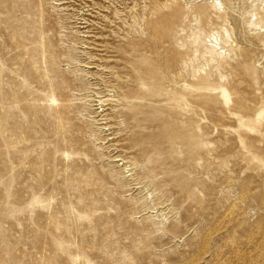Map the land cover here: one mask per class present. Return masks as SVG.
<instances>
[{"label":"rangeland","instance_id":"374dc122","mask_svg":"<svg viewBox=\"0 0 264 264\" xmlns=\"http://www.w3.org/2000/svg\"><path fill=\"white\" fill-rule=\"evenodd\" d=\"M0 264H264V0H0Z\"/></svg>","mask_w":264,"mask_h":264},{"label":"bare ground","instance_id":"6f19581e","mask_svg":"<svg viewBox=\"0 0 264 264\" xmlns=\"http://www.w3.org/2000/svg\"><path fill=\"white\" fill-rule=\"evenodd\" d=\"M134 52V51H133ZM132 61V60H131ZM130 61V62H131ZM137 61H133V63H131L132 65V68H137L139 63H136ZM141 64V63H140ZM153 67V66H152ZM152 67L150 66H145V68L143 69V72L140 74V76H138L136 74H132V80H128V82L125 84L128 88L129 87H132V89H129V91H126V92H122L123 94V98L127 101L128 104H126V106H128L129 109H132V110H135V109H138L140 108L142 111H144L145 109L146 110H149L151 109V105L149 104L150 101H157L159 103H162L164 105H171V106H182L183 105V99H184V96H188V95H192L197 92V91H200V86L198 85V81L193 83L190 88L186 91H184L183 93H177V92H173V93H169V92H164V89H163V86L162 84L165 85V80H166V77L165 75L163 76L161 74V72L159 70H155L152 69ZM115 74V73H114ZM118 77H121V76H118ZM126 78V77H125ZM124 80V79H123ZM153 80L157 81V88L159 87L160 90H163L164 93L161 94L160 97H158L157 99L154 98V96H152V93H151V89L152 87L155 85L153 83ZM120 82V81H118ZM125 83V82H123ZM122 84V83H121ZM124 85V84H123ZM125 88V86H123ZM145 88L142 90V88ZM113 88V87H112ZM119 88V87H118ZM155 92V91H154ZM158 92V91H157ZM159 93V92H158ZM139 100V102L137 103H134L132 102L133 100ZM124 100V101H125ZM144 102V103H143ZM102 104V103H101ZM104 112V111H103ZM142 113V112H141ZM140 116V112L138 114ZM145 118V121L146 122H150V123H157V120H154V119H151L149 117V115L147 116H141V118ZM153 117V116H152ZM167 122V121H166ZM164 120H162L159 124L160 127H164L165 124H167ZM195 128H197L196 126H194ZM190 131V130H189ZM192 131H194V135L195 134H198L196 133V130L194 128H192ZM191 132V131H190ZM198 132V131H197ZM166 136V135H163V137ZM170 135L168 134L167 137H169ZM166 137V138H167ZM171 137V136H170ZM191 137V136H190ZM192 137L194 138V136L192 135ZM170 138H168L169 140ZM197 139V138H195ZM190 141V140H189ZM194 141V140H193ZM195 145V143H194ZM192 148V147H191ZM196 150V149H195ZM193 151V150H191ZM190 151V152H191ZM195 152V151H194ZM120 156V155H119Z\"/></svg>","mask_w":264,"mask_h":264}]
</instances>
